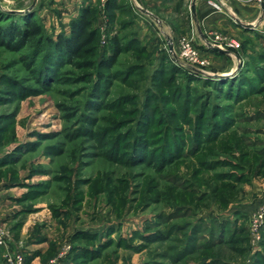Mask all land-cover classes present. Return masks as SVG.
<instances>
[{
  "label": "rangeland",
  "instance_id": "374dc122",
  "mask_svg": "<svg viewBox=\"0 0 264 264\" xmlns=\"http://www.w3.org/2000/svg\"><path fill=\"white\" fill-rule=\"evenodd\" d=\"M88 4L99 37L73 59L50 38ZM162 5L0 0V25L28 14L43 27L40 45H0V222L9 246L47 239L32 264L60 252L62 264H264L249 232L264 204L252 182L264 178V32L241 30L240 64L223 73L233 57L197 40L185 0L170 17ZM141 6L191 37L207 65L172 63L168 31ZM117 34L124 51L105 68Z\"/></svg>",
  "mask_w": 264,
  "mask_h": 264
},
{
  "label": "crops",
  "instance_id": "0c3cea01",
  "mask_svg": "<svg viewBox=\"0 0 264 264\" xmlns=\"http://www.w3.org/2000/svg\"><path fill=\"white\" fill-rule=\"evenodd\" d=\"M9 2L15 1V0H8ZM148 1V0H147ZM155 1V2H153ZM176 0H152V3H159L163 4L162 6L164 8L163 12L165 13V17L170 15H173L172 12L173 6ZM195 1V12H192L191 10V4ZM223 1V10L219 11L212 7L209 0H185V3L189 5L190 9V18L191 23L193 24L195 28V32L197 33V40L201 43H205L207 39H209L215 32H223L229 36L238 37L240 36V31L244 28H253L256 31L264 32V10L261 8L260 0H222ZM163 2V3H162ZM188 2V3H187ZM139 3V1H138ZM140 4V3H139ZM140 8H143L147 12L150 11L151 14H155L148 8H144L141 6ZM156 17L155 20L161 19L159 15H154ZM138 19V18H137ZM151 20L154 23V19L151 18ZM162 20V27L166 29L168 39L172 38L175 42V39L180 38L179 31L177 30V26L173 25L172 23L167 21L166 19ZM157 25V23H154ZM215 50V49H211ZM216 51V50H215ZM220 51V50H217ZM223 53L229 54L233 57L234 65L221 68V71L224 73H228V71H234L237 69V67L240 64V56L233 51V49H223L221 50ZM222 67V66H221ZM220 71V72H221ZM258 177L253 178V184H264V178L257 179ZM40 211L36 212L38 214ZM35 218V217H34ZM35 221V220H34ZM31 219L26 220L24 223V226L22 228L23 234H26L29 231V227L32 225L30 222H34ZM35 223V222H34ZM43 234H41L42 237ZM33 237V236H32ZM43 238V242H38L37 238H32L33 242L31 245H28L24 248L23 244L20 246L23 249L28 250L26 253V256L28 254L29 258L31 259L32 256L35 257V259L30 260L28 258V261L33 262L38 261V259L42 256V254H45L48 246L47 239L45 237ZM13 241L10 242V244ZM22 242V241H21ZM19 244V243H18ZM45 245V246H44ZM12 247H18L17 243H12L10 245ZM4 251V247H0V255H2V252ZM24 251V252H26ZM31 256V257H30Z\"/></svg>",
  "mask_w": 264,
  "mask_h": 264
},
{
  "label": "trees",
  "instance_id": "16d2710c",
  "mask_svg": "<svg viewBox=\"0 0 264 264\" xmlns=\"http://www.w3.org/2000/svg\"><path fill=\"white\" fill-rule=\"evenodd\" d=\"M107 7H111L110 2L107 4ZM96 12L92 4L82 6L78 15L70 20L68 33L58 34L56 39L50 38V44L61 53H65L66 56L73 59L81 57L83 53L91 54L93 45L99 37L98 30L94 26ZM29 41H35L38 45L43 42V27L34 17L25 14L23 25H0V45L7 46L12 50H17L21 49L24 45L29 43ZM111 42L113 48L110 55L101 61V65L109 69L116 65L121 53L124 51V44L118 34L112 37ZM237 54L239 55V53ZM169 56L173 61L172 63H177L170 52ZM259 90L264 91V85L261 86ZM5 163L4 161H0V165ZM40 191L42 190L38 188H30L28 190V192L32 194H34L33 192ZM260 244L264 247V231Z\"/></svg>",
  "mask_w": 264,
  "mask_h": 264
},
{
  "label": "built area",
  "instance_id": "2783aa9c",
  "mask_svg": "<svg viewBox=\"0 0 264 264\" xmlns=\"http://www.w3.org/2000/svg\"><path fill=\"white\" fill-rule=\"evenodd\" d=\"M212 7L216 10H223V1L222 0H209ZM169 52L173 59L181 64L188 66L190 69H203L208 60L206 57L202 56L198 49L194 47L193 41L189 36H181L178 38L179 50L175 48V42L171 38L168 39ZM208 49H213L216 46L221 47L222 49L229 48H238L240 42L235 38L223 33L215 32L209 39L204 43ZM264 231V204L258 207L251 215L249 223V232L252 243L258 244L261 241L262 234ZM10 232L0 222V246L4 247L3 259L4 264H28L27 256L21 247H10L9 238ZM65 253L60 252L57 257L51 259L46 264H62Z\"/></svg>",
  "mask_w": 264,
  "mask_h": 264
},
{
  "label": "water",
  "instance_id": "95a60500",
  "mask_svg": "<svg viewBox=\"0 0 264 264\" xmlns=\"http://www.w3.org/2000/svg\"><path fill=\"white\" fill-rule=\"evenodd\" d=\"M260 4H261V8L264 10V0H260ZM191 10L192 12H195V1H193L191 4ZM213 49L220 51L223 50L222 48H217V47H214Z\"/></svg>",
  "mask_w": 264,
  "mask_h": 264
}]
</instances>
